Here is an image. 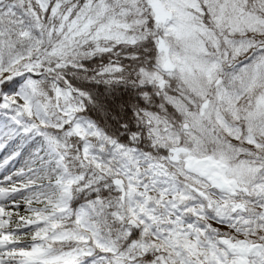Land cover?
<instances>
[{
	"label": "snow or ice",
	"instance_id": "1",
	"mask_svg": "<svg viewBox=\"0 0 264 264\" xmlns=\"http://www.w3.org/2000/svg\"><path fill=\"white\" fill-rule=\"evenodd\" d=\"M0 264H264V0H0Z\"/></svg>",
	"mask_w": 264,
	"mask_h": 264
}]
</instances>
